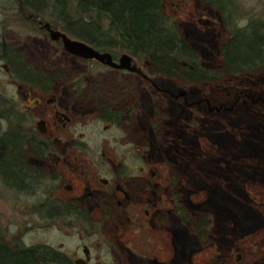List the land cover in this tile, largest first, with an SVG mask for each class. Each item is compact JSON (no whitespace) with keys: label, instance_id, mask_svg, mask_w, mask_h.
Segmentation results:
<instances>
[{"label":"rangeland","instance_id":"obj_1","mask_svg":"<svg viewBox=\"0 0 264 264\" xmlns=\"http://www.w3.org/2000/svg\"><path fill=\"white\" fill-rule=\"evenodd\" d=\"M263 2L257 8L263 9ZM163 3L199 63L219 68L227 33L220 12L205 0ZM7 15L0 12V38L13 43L27 61L46 70L60 68L68 77L55 79L50 103L31 108L55 151L38 163L50 174L57 161L64 175L59 192L86 198L87 208L101 206L99 215L107 214L102 234L115 232L116 237L112 246L100 248L56 226L33 227L38 219L31 223L25 208L31 203L14 199L15 192L1 181L0 232H8L7 237L19 232L27 244L49 242L72 255L74 264H91L97 254L101 264H264V68L224 71L197 82L156 71L144 60L137 61L143 72L115 68L72 54L21 23H6ZM1 91L19 103L44 98L32 91L28 101L26 88L0 62ZM101 99L122 111L117 121L99 116ZM53 105L63 114L53 115ZM76 136L86 141V154L105 149L94 162L101 159L113 172L122 162L128 164L132 177L126 184L135 203L125 207L127 213L115 203L120 197L125 204L118 192H110L104 208L92 192L98 182L83 176L91 155L89 160L85 153H70ZM133 160L142 166L138 173ZM177 206L189 219L205 217L201 235Z\"/></svg>","mask_w":264,"mask_h":264},{"label":"trees","instance_id":"obj_2","mask_svg":"<svg viewBox=\"0 0 264 264\" xmlns=\"http://www.w3.org/2000/svg\"><path fill=\"white\" fill-rule=\"evenodd\" d=\"M205 1L220 12L227 30L220 45L219 68H206L199 63L197 51L182 37L174 18L164 11L163 0H0V12L8 13L6 23H21L37 33L45 31L41 24L48 21L50 26L69 36L111 52L114 58L127 52L133 57L135 70L140 72L143 69L137 64L141 60L156 71L195 82L221 77L224 71L236 74L264 68V8H257L261 0L246 6H241L239 0ZM0 62L10 77L45 94L50 92L53 79L68 78L60 69L49 72L27 61L23 52L3 37L0 38ZM13 99L0 92V181L15 193H30L32 168L20 154V148L30 146L42 155L52 147V141L22 129L24 113L16 110ZM100 107L105 120L115 121L121 116L122 111L115 110L106 101ZM34 173L37 182L45 188L42 170ZM47 194H51L50 190ZM53 201L45 197L35 207L25 206L30 217L34 210L38 217L33 227H51L60 212L65 211L62 203H56V207ZM176 210L183 220L192 221L193 228L201 235L205 217L189 219L184 208L177 206ZM6 233L0 232V264H72L65 253L44 244L8 246L5 240H16L21 234L7 237Z\"/></svg>","mask_w":264,"mask_h":264},{"label":"flooded vegetation","instance_id":"obj_3","mask_svg":"<svg viewBox=\"0 0 264 264\" xmlns=\"http://www.w3.org/2000/svg\"><path fill=\"white\" fill-rule=\"evenodd\" d=\"M264 3V2H263ZM210 4V3H209ZM222 19V18H221ZM40 21V20H39ZM42 23V22H41ZM44 28V27H43ZM43 34H48V30L45 28V31L43 32ZM58 41L59 43L61 42L60 40H55ZM81 57V56H80ZM83 58V57H82ZM87 59V58H85ZM43 69V68H42ZM55 69H60V68H55ZM55 69H51V70H55ZM45 71H51L43 69ZM62 70V69H60ZM63 71V70H62ZM57 79V78H55ZM55 79H53V82H55ZM60 79V78H59ZM15 80V79H14ZM17 81V80H16ZM19 82V81H17ZM53 82L51 84V88H50V92L47 94L40 92L38 89L28 86L27 84L23 83V82H19L23 87L26 88L27 90V94L25 96H27V100L29 101L30 99V95L29 93L32 91L37 92L39 95H42V97L44 98H36L33 99L31 105L29 102L27 101H21L20 103L17 102V100L13 99L14 102H16L17 107L16 110L18 112H23L24 113V117L21 121V127L22 129H26L27 131H32L34 134L38 133V134H42L43 132L41 131V129L39 128V124H37V122L35 121V116H34V112L33 110H31V108L37 106L39 104V102L43 101L45 103H50L51 99H53L52 97H49L51 95V92L53 90ZM5 94V93H4ZM25 94V93H24ZM7 97H10L9 95L5 94ZM13 98V97H12ZM55 99V98H54ZM102 101H106L101 99L99 101V104ZM108 102V101H106ZM109 103V102H108ZM110 104V103H109ZM111 105V104H110ZM112 106V105H111ZM113 107V106H112ZM53 115H60L63 114V112L60 109H57L55 107V105H53ZM101 108V107H100ZM115 110H120L119 108H115L113 107ZM101 118L104 117V114L102 113V110L100 109V115ZM119 119V118H118ZM118 119H116L115 121H117ZM105 120V119H104ZM106 121H110V120H106ZM112 121V122H115ZM44 135V134H42ZM48 138H51V136L48 135H44ZM52 141V138H51ZM77 143V145H75L73 148L71 147L70 149V153L75 154V152L78 153H85L89 150V148L86 145V141L83 140L82 136H76L73 138V143ZM80 143H83L84 145H80ZM103 150L105 149H101L99 150V153L96 151L95 153L91 154L88 152V159L90 160V155L93 161L94 155L96 156H100L102 157L104 154H106V151L104 152ZM55 151L53 150V143H52V147L44 154L40 155L37 153L36 149H34L33 147L30 146H26V147H22L20 148V154L24 157L25 162L31 166L32 168V173L30 176H32L31 180L33 182V187L31 189V192H20V193H15L12 195V197H14V199L18 198L21 201L25 202H30L31 205L30 206H34L36 205V202H39V200H41L42 198L48 197L50 199H53L55 202L54 206H58L56 203H62V205L65 207V211L60 212V217H56L55 220L52 222V226H56L59 227L60 229H62L64 232L67 231L69 233H74L75 235L79 236L80 241H91L94 240L95 244L97 246L101 247H105L104 244H106V247L112 246V240L115 239L116 237V233L114 232V234H112L111 236H104L102 234V227H103V223L107 217L106 213H101V215H99V208L101 206L97 205V208H87L83 203H84V199L87 200L86 198L77 195V196H69L66 197L64 195H62L59 190H60V180L62 178V180H64V175H62L58 169L56 168L57 166H59V163L57 161H54V168L52 169V171L50 172V174H47L45 172V170L39 165L38 161L39 158L41 156H52L54 155ZM98 158L95 157V160H97ZM73 160V158L71 159V161ZM89 161V164L86 165L83 169V176L85 179H89V180H96L99 184V186L95 189L93 188L92 192H94V195L98 196V199H101V203L103 205V203H105V200L107 201L108 198L113 197L112 195L115 192H118L121 197L123 199H125V204H121L120 202V197L115 200L116 205L118 206V208H120V206L123 208V210H121L122 213H127L126 211V206L130 205V204H134L135 202L132 200V197L130 196V185L127 186V179H130V177H132V174H130L128 171V164L123 163L122 162V166L121 168L118 170V172H113L112 168L110 166H108L105 162H102L101 159L97 162H92ZM132 168L137 169L136 172L138 173L139 170L142 168V166L137 165L136 162H134V160L132 161ZM73 170H76V168H72ZM36 170H42L44 177H45V188L44 186H42L40 183L37 182L36 175L34 173V171ZM67 188L70 190V186L67 185ZM47 190H50L51 194L48 195L47 194ZM113 192V194H111L110 192ZM115 196L117 194H114ZM118 196V195H117ZM85 197H89V196H85ZM91 199V198H88ZM19 200V201H20ZM100 202V200H97L96 203ZM95 203V202H94ZM104 208V205H103ZM105 212H107V210H103ZM34 212L32 214V216H28L31 220L30 222H32L33 219L38 218L37 215L35 216V210L32 211ZM120 212V213H121ZM145 212L149 213L147 211V208H145ZM108 213V212H107ZM116 217V216H115ZM65 229V230H64ZM18 234H20L18 232ZM17 235V232H16ZM6 241V245L14 247V245L20 243L23 246H30V245H35V244H44L47 246H50L52 248H55L56 250H59L63 253H65L72 261V264H74L73 262V257L72 255H70L67 251H64V249L59 248L49 242H37L34 244H27L23 239L22 236L17 237L16 240L11 241V239H7ZM109 245V246H108ZM85 249H87V246L85 247ZM103 249V248H102ZM101 259L99 254L96 255V260L95 262L91 263V264H101ZM102 264H106L105 261L102 262ZM116 264V263H114Z\"/></svg>","mask_w":264,"mask_h":264},{"label":"water","instance_id":"obj_4","mask_svg":"<svg viewBox=\"0 0 264 264\" xmlns=\"http://www.w3.org/2000/svg\"><path fill=\"white\" fill-rule=\"evenodd\" d=\"M41 26L48 30V34L51 39L60 40L64 49L72 54L83 58H93L101 63L115 68L127 70H135L136 68L133 63L132 55L127 52H123L117 58H114L111 52L107 50H99L82 39L69 36L66 32L60 30L59 28L50 26L48 21L43 22Z\"/></svg>","mask_w":264,"mask_h":264}]
</instances>
